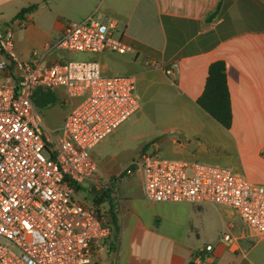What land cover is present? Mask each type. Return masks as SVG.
<instances>
[{
    "label": "crops",
    "instance_id": "crops-1",
    "mask_svg": "<svg viewBox=\"0 0 264 264\" xmlns=\"http://www.w3.org/2000/svg\"><path fill=\"white\" fill-rule=\"evenodd\" d=\"M0 0V32L11 28L20 60L38 53L44 65L69 57L52 47L67 22L93 15L117 25L115 37L131 52L88 55L108 75H133L142 102L157 100L166 134L137 128L139 109L92 155L101 185H79L74 197L101 211L111 235L95 247L93 264H189L206 245L214 247L210 264H264V236L248 234L230 209L212 204L156 203L144 195L143 173L130 165L145 153L167 159L218 164L264 185V0ZM38 8L24 18L22 9ZM226 64L233 123L223 128L197 100L210 66ZM79 102L63 87L39 88L33 103L52 140L62 138L68 112ZM121 134L115 154L103 143ZM150 148L143 152L145 146ZM120 157V158H119ZM121 157L126 162L121 165ZM83 197H79V194ZM230 234L232 244L221 241Z\"/></svg>",
    "mask_w": 264,
    "mask_h": 264
},
{
    "label": "built area",
    "instance_id": "built-area-1",
    "mask_svg": "<svg viewBox=\"0 0 264 264\" xmlns=\"http://www.w3.org/2000/svg\"><path fill=\"white\" fill-rule=\"evenodd\" d=\"M117 25L93 15L67 22L52 47L67 53L120 55L131 47L115 37ZM19 59L11 28L0 32V264H93L95 247L111 235L106 216L75 199V185L100 184L93 149L140 108L137 79L108 75L95 61L44 65L38 53ZM63 87L79 102L54 142L33 103L39 88ZM144 195L156 203L212 204L232 210L248 234L264 236V185L218 164L145 153L135 162ZM128 174L133 173L131 169ZM230 234L221 241L232 244ZM206 245L194 264H210Z\"/></svg>",
    "mask_w": 264,
    "mask_h": 264
},
{
    "label": "trees",
    "instance_id": "trees-1",
    "mask_svg": "<svg viewBox=\"0 0 264 264\" xmlns=\"http://www.w3.org/2000/svg\"><path fill=\"white\" fill-rule=\"evenodd\" d=\"M221 1L222 0L219 1L217 9L212 13L209 19L215 17L220 8ZM37 8V4L31 5L22 9L18 16L24 18L25 15L33 13ZM197 104L223 128H231L233 123V113L225 62L217 61L210 66L204 92L197 100ZM149 148L150 144H147L143 152H146ZM130 169L132 171L136 169L135 162L130 165ZM79 188V185H75V191H78ZM189 264L194 263L190 262Z\"/></svg>",
    "mask_w": 264,
    "mask_h": 264
},
{
    "label": "rangeland",
    "instance_id": "rangeland-1",
    "mask_svg": "<svg viewBox=\"0 0 264 264\" xmlns=\"http://www.w3.org/2000/svg\"><path fill=\"white\" fill-rule=\"evenodd\" d=\"M71 59L74 61H84V60H90V57L85 54L81 53H69V57H66V59ZM121 75V74H117ZM140 115L136 117L134 120H136L135 123H137V128H150L156 135L160 136L161 134H166L170 131L169 126L166 125L165 122H161L160 120V114L158 112L159 109V103L157 100L154 101H147L142 102L140 99ZM121 138V134L116 136V138H109L107 141L103 143V148L106 151V154L113 155L116 152V149L118 148V143ZM151 151V150H147ZM120 158V157H119ZM139 159V158H138ZM137 159V160H138ZM120 164H126L127 162H131V159L129 161H125L126 158L121 157ZM126 162V163H125ZM79 197H83V194H79Z\"/></svg>",
    "mask_w": 264,
    "mask_h": 264
}]
</instances>
